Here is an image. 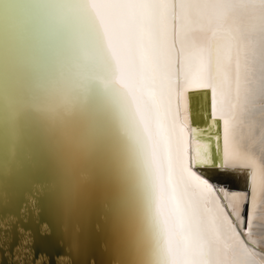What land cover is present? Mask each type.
<instances>
[{"label": "snow or ice", "instance_id": "1", "mask_svg": "<svg viewBox=\"0 0 264 264\" xmlns=\"http://www.w3.org/2000/svg\"><path fill=\"white\" fill-rule=\"evenodd\" d=\"M53 17L77 90L103 101L134 164L149 264H264L249 247L255 195L217 189L194 170L207 162L200 131L190 158L177 107L181 81L209 90L221 167L241 127L254 131L259 118L264 138V0H61ZM100 188L62 213H86Z\"/></svg>", "mask_w": 264, "mask_h": 264}, {"label": "bare ground", "instance_id": "2", "mask_svg": "<svg viewBox=\"0 0 264 264\" xmlns=\"http://www.w3.org/2000/svg\"><path fill=\"white\" fill-rule=\"evenodd\" d=\"M60 2L0 0V244L7 246L15 222L21 237L14 257L21 261L26 255L30 263L31 245L23 241L30 234L32 242L33 235L20 225L30 217L43 233L51 232L49 221L65 241L59 264H83L87 258L93 264L92 252L102 264H149L134 164L103 101L77 90L70 52L53 22V6ZM208 91L196 85L185 91L182 81L177 85L178 119L188 155H196L194 129H199L201 156L207 162L194 170L217 189L255 195V245L249 247L264 253V138L259 118L254 131L241 127L236 151L230 150L221 167ZM100 186L86 213L71 220L62 213L65 201ZM243 208L247 212L248 204ZM36 264H43L41 256Z\"/></svg>", "mask_w": 264, "mask_h": 264}, {"label": "water", "instance_id": "3", "mask_svg": "<svg viewBox=\"0 0 264 264\" xmlns=\"http://www.w3.org/2000/svg\"><path fill=\"white\" fill-rule=\"evenodd\" d=\"M206 90V89H205ZM218 130V129H217ZM214 162V161H213ZM200 171V170H199ZM31 218L27 221H20V225L26 232L30 228L32 233V242H31V252L30 256L31 262L27 261L26 255H23L21 261L15 259V248L18 246L21 235L18 233V228L15 222L12 228L11 238L5 246V243L0 244V264H36V261L39 260V257H42L43 264H59L58 258L65 254V241L59 239L54 231L53 226L49 221H47L51 227V232H41L38 222L34 225L31 224ZM45 219V216L40 213L39 222H42ZM7 228L4 230L5 235H7ZM7 250V252H6ZM93 259V264H102L101 260L97 259V256L94 252L91 253ZM72 264H78V261L72 260ZM83 264H91L87 258Z\"/></svg>", "mask_w": 264, "mask_h": 264}]
</instances>
